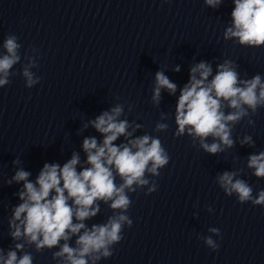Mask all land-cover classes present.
Wrapping results in <instances>:
<instances>
[{"label": "clouds", "instance_id": "1", "mask_svg": "<svg viewBox=\"0 0 264 264\" xmlns=\"http://www.w3.org/2000/svg\"><path fill=\"white\" fill-rule=\"evenodd\" d=\"M233 2L232 27L225 31L224 38H237L241 45H264V0ZM205 3L215 8L221 0H205ZM20 47L15 35L5 39L6 54L0 56V87L9 83L10 70L20 61ZM35 66L34 59L30 57L29 64L23 68L22 75L29 88L40 80V77L34 78L30 71V67ZM176 71H179V67ZM210 75L212 67L204 61L191 68L189 83L180 90L177 100L175 122L178 125L177 136L187 131L193 139L199 138L206 152L215 155L224 150L221 145L233 147L231 125L249 116V109L254 115L258 108L264 107V80L259 74L251 79H240L228 60L218 65L211 81L208 80ZM155 81L154 103H159L161 89H167L169 94L176 93L177 85L162 71L156 73ZM225 107L232 111L226 114ZM122 112L123 106L118 104L89 121L104 137L102 143H98L95 137L84 139L82 148L89 167L77 171L80 157L73 153L62 167L57 163H45L35 182L29 180L30 172L22 168L15 172L8 183H24L18 193L22 202L14 207L9 220L10 235L14 240L23 237L28 244H35L37 252L59 247L52 256L59 259L61 264H98L113 255L114 246L124 239V225L127 224L129 228L133 225L127 215L133 203L128 193H135L138 188L148 185L150 181L146 173L158 176V170L167 165L170 159L160 139L149 135L115 144L121 136L126 139L132 136L128 131V121L118 119ZM249 123L253 121L249 120ZM167 127L158 123L156 130L163 131ZM209 136L214 141L211 144L205 142ZM251 142L250 136L242 141L245 144ZM247 166L255 169L256 177L264 178V152L250 155ZM236 175V172L226 171L218 176L217 182L228 196L235 193L241 204L251 201L254 206H264V190L254 197L252 187L244 180L236 179ZM117 176L122 180L119 185L116 183ZM157 187L153 183L148 191L155 192ZM99 201L108 204L114 212L119 211L110 216L106 223L93 224L89 228L84 221L98 214ZM209 231L220 234L218 228ZM72 237H76L75 247L68 243ZM61 241L64 243L61 244ZM205 243L213 249L219 247L211 237H206ZM23 248L24 244L17 243L16 250L8 251L6 256L0 249V264H33L30 253L17 255Z\"/></svg>", "mask_w": 264, "mask_h": 264}]
</instances>
